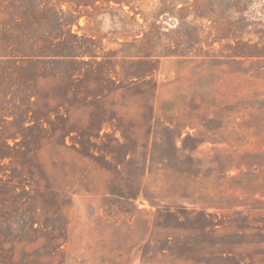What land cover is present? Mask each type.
I'll list each match as a JSON object with an SVG mask.
<instances>
[{
	"label": "rangeland",
	"instance_id": "1",
	"mask_svg": "<svg viewBox=\"0 0 264 264\" xmlns=\"http://www.w3.org/2000/svg\"><path fill=\"white\" fill-rule=\"evenodd\" d=\"M0 264H264V0H0Z\"/></svg>",
	"mask_w": 264,
	"mask_h": 264
}]
</instances>
